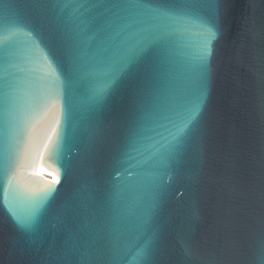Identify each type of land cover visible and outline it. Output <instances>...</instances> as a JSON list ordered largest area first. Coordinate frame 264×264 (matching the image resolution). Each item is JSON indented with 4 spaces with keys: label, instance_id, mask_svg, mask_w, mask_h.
Wrapping results in <instances>:
<instances>
[{
    "label": "water",
    "instance_id": "obj_1",
    "mask_svg": "<svg viewBox=\"0 0 264 264\" xmlns=\"http://www.w3.org/2000/svg\"><path fill=\"white\" fill-rule=\"evenodd\" d=\"M150 3L185 21L89 111L72 68L112 42L102 10L0 0L8 79L19 83L0 119V264H134L141 249L142 264H264V0ZM202 20L218 35L195 131L167 168L153 166L158 157L133 167L152 151L147 140L132 149L149 114L198 92ZM49 190L31 226L18 227L9 209L27 215Z\"/></svg>",
    "mask_w": 264,
    "mask_h": 264
},
{
    "label": "snow or ice",
    "instance_id": "obj_2",
    "mask_svg": "<svg viewBox=\"0 0 264 264\" xmlns=\"http://www.w3.org/2000/svg\"><path fill=\"white\" fill-rule=\"evenodd\" d=\"M53 2L62 5L65 10L72 8L78 11L86 5L102 10L97 19L102 20L101 29L109 33L112 42L105 48L85 51L72 68L77 78L86 85L79 103L89 111L98 109L105 102L116 82L138 56L155 46H159L163 53L167 41L178 30L177 25L185 21L184 16H176L166 9L152 7L150 0H53ZM172 2L179 3L188 10L218 4V0H172ZM81 25L83 32L86 30L87 22L82 20ZM199 27L205 39L198 55L197 68L200 80L198 92L179 110H154L149 114L147 121L152 126L141 128L132 149L133 152H139L136 145L147 140L151 141L148 147L152 151L148 158L142 162L138 161L133 167H142L143 164H147L148 159L158 157L153 166L167 168L170 161L173 163L177 161L195 131L207 95L211 46L218 35L217 27L211 20H202ZM4 29L5 20L0 16V31ZM6 40L7 37H0V119L11 114L8 107L11 92L19 90V83L13 84L8 79L10 73L7 71L4 54ZM51 75L58 87L67 86L55 69H52ZM146 132L154 135H144ZM130 159H135V156L130 154ZM50 194L51 190L37 197L31 212L27 215H19L9 209L16 225L20 228L30 227ZM142 255L143 249L137 252L134 264H142Z\"/></svg>",
    "mask_w": 264,
    "mask_h": 264
}]
</instances>
